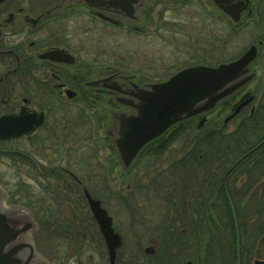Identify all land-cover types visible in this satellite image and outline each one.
Segmentation results:
<instances>
[{"label": "flooded vegetation", "instance_id": "obj_1", "mask_svg": "<svg viewBox=\"0 0 264 264\" xmlns=\"http://www.w3.org/2000/svg\"><path fill=\"white\" fill-rule=\"evenodd\" d=\"M191 1L0 0V119L5 120V133H0V214L10 233L16 232L15 239L2 248L13 264H46L40 257L44 250L35 240L44 227L42 220H47L45 232L55 231L58 227L50 225V220H77L79 216L88 220L84 210L100 234L85 191L102 206L99 188L110 183L113 188L111 160L118 162L114 141L119 135V116L134 112L119 98L133 99V83L139 87L149 83L136 80L141 72L119 68L115 56L104 60L103 45H144L156 30L170 28L164 20L167 9L178 11ZM201 2L208 16L224 21L225 44L231 27L248 24L261 29L263 0H248L235 24L211 0ZM252 43L261 50V39ZM263 88L257 87L256 103L261 101ZM253 101L244 109L251 112ZM17 129L24 131L6 133ZM130 166L126 170L120 166L119 172L115 169V178L120 179L122 170L127 172ZM8 188L16 189L17 198ZM7 206H19L20 213L7 211ZM29 218L35 229L24 230ZM261 219L253 264L264 260ZM84 226L64 234L78 235L81 240L83 231L93 225ZM116 256L117 251L114 264ZM187 261L195 264L190 259L182 264Z\"/></svg>", "mask_w": 264, "mask_h": 264}, {"label": "rangeland", "instance_id": "obj_2", "mask_svg": "<svg viewBox=\"0 0 264 264\" xmlns=\"http://www.w3.org/2000/svg\"><path fill=\"white\" fill-rule=\"evenodd\" d=\"M262 7L264 19V0ZM174 10L176 9H167L164 15L167 23L165 25L170 28L162 32L161 29L156 30V33L144 45L139 43L103 45L104 60H110L105 56H115V59H119L116 60L119 68L142 73V77H136V80L154 82L187 64L197 62L213 64L235 58L252 42L257 41L259 31L264 34V20L261 29L255 25L245 24L242 28H237L238 33H235L234 28H230L229 43L224 44V21L208 16V10L201 0H192L177 9L178 11ZM258 55L250 66V71L256 75L255 79L209 113L201 128H196L200 117L175 125L143 148L128 171L124 173L123 178L120 175L118 180L115 178V169L119 172L121 165L118 161L115 167L112 158L113 188L110 187L112 183L107 187L103 184L99 188L98 197L101 198L102 205L112 217L113 228L121 236L122 244L117 249L116 264H158L160 260L169 256L168 247L164 246V243L159 246L154 243L158 231L155 230L153 223L160 219H170L173 214L167 212L162 201L163 193L158 192L161 186L158 183L159 179L157 178V183L153 180L160 171L166 169L189 149L200 130L220 128L223 119L231 112L235 103L242 97L256 93L257 87L264 84V49H259ZM138 65L140 66L137 67ZM247 111L242 110L228 122L224 130H234ZM103 147L105 148V144ZM103 157H108L109 162L110 156L106 150L103 151ZM239 184V182L236 184V188ZM8 189L13 197L17 198L16 189ZM23 195L20 193L21 199ZM20 203L25 205L23 202ZM249 207L248 204L245 210L248 211ZM83 212L88 220H79L80 216L77 220H50V225L53 222L60 224L63 221L70 222L76 227L81 224L93 225L83 231L84 242L75 236L70 245L62 239V236L54 237L49 230L45 232L47 220H42L44 227L39 230V236L35 235V240L36 245L44 250L42 253L44 257L41 255L40 257L46 264H109L106 248L100 234L98 235L99 232L97 233V228L94 227L95 223L89 220L87 211L83 210ZM213 214L215 215L216 212ZM75 248L79 249V254L76 253ZM250 255V259L255 258V252H251ZM89 258L90 262H88ZM195 264L199 263L195 262ZM212 264L228 263L222 261L221 255L218 254Z\"/></svg>", "mask_w": 264, "mask_h": 264}, {"label": "trees", "instance_id": "obj_3", "mask_svg": "<svg viewBox=\"0 0 264 264\" xmlns=\"http://www.w3.org/2000/svg\"><path fill=\"white\" fill-rule=\"evenodd\" d=\"M257 39L264 49V34L257 33ZM260 102L254 99L252 111L232 131L222 126L200 130L189 149L154 178L156 183L159 179L165 209L173 214L153 223L158 231L153 242L164 243L169 253L158 264H182L187 259L212 264L218 254L228 264H249L263 228L259 221L264 219V88ZM55 225L58 230L49 232L69 245L78 235L64 233L85 227L66 221Z\"/></svg>", "mask_w": 264, "mask_h": 264}, {"label": "water", "instance_id": "obj_4", "mask_svg": "<svg viewBox=\"0 0 264 264\" xmlns=\"http://www.w3.org/2000/svg\"><path fill=\"white\" fill-rule=\"evenodd\" d=\"M211 2L233 23L239 21L242 11L248 5V0H211ZM257 53V45L251 44L239 57L230 61L189 64L166 78L146 83L143 87L133 83L134 92L131 93L133 99L119 98V101L134 112L119 116V135L114 141L115 152L123 170L132 164L143 148L175 125L200 117L196 128H201L209 113L254 79L255 73L250 71V66L255 61ZM253 98V95H249L236 102L222 124L226 125L232 120L252 102ZM4 121L3 118L0 119V133H5ZM24 129L6 133H19ZM123 170L120 175L125 173ZM85 197L104 241L108 262L114 264L116 250L121 245V237L114 231L112 218L101 207L100 201L93 199L87 191ZM18 207L7 206L6 210L18 214L20 213ZM3 216L0 214V264H13L10 254H2V248L15 239L16 232L10 233ZM27 228L35 229L31 218L23 227L24 230ZM35 256L40 258L38 255ZM184 264L192 263L187 261ZM254 264H264V260H256Z\"/></svg>", "mask_w": 264, "mask_h": 264}]
</instances>
